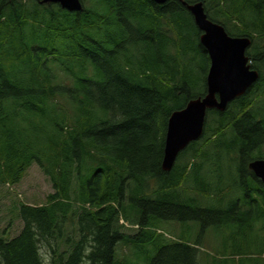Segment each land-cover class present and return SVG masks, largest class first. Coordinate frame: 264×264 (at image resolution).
I'll return each mask as SVG.
<instances>
[{"label":"trees","instance_id":"obj_1","mask_svg":"<svg viewBox=\"0 0 264 264\" xmlns=\"http://www.w3.org/2000/svg\"><path fill=\"white\" fill-rule=\"evenodd\" d=\"M41 1L0 0V186L36 164L54 192L44 205L20 204L22 228L0 237V264H141L132 251L118 255L120 242L143 264H199L200 241L169 240L163 221L198 222L200 235L226 226L239 234L235 247L264 233V185L249 169L264 145V0H183L252 40L246 55L260 78L225 111L207 112L203 136L170 172L169 118L207 94L210 68L186 7L82 0L69 12ZM219 146L233 179L205 172L223 160L209 151Z\"/></svg>","mask_w":264,"mask_h":264},{"label":"water","instance_id":"obj_2","mask_svg":"<svg viewBox=\"0 0 264 264\" xmlns=\"http://www.w3.org/2000/svg\"><path fill=\"white\" fill-rule=\"evenodd\" d=\"M163 5L170 0H151ZM182 4L192 15L201 32L200 44L205 48L210 68L207 76V94L193 99L185 108L173 112L167 124L162 170L170 172L180 153L192 142L198 141L204 133L207 112L225 111L228 104L243 96L260 78L251 68L247 50L252 44L249 37H232L226 29L211 21L201 2ZM42 4H59L69 12L83 10L82 0H43ZM249 169L264 185V159L249 164Z\"/></svg>","mask_w":264,"mask_h":264},{"label":"rangeland","instance_id":"obj_3","mask_svg":"<svg viewBox=\"0 0 264 264\" xmlns=\"http://www.w3.org/2000/svg\"><path fill=\"white\" fill-rule=\"evenodd\" d=\"M228 139H230L228 137ZM210 153L215 154V151L220 153L219 156L223 160H212L208 164L209 175L218 177L224 174H231L229 179H233L236 173V164L231 163L227 159V150L223 146L210 148ZM217 155V154H216ZM254 157L264 159V145L255 151ZM54 189L48 177H46L39 167L34 164L26 172L23 180L18 184H5L0 186V237L9 240L15 237L22 228V222L17 216V208L20 204H28L41 206L46 204L49 194L53 193ZM242 198H245L242 196ZM242 213H245L242 211ZM259 222L263 223V219ZM70 223L66 224L64 229L65 234L72 238L76 236L74 227ZM125 225V224H124ZM161 232L169 240H178L185 237L190 242L200 241L198 248L199 264H264V233L254 232L248 238V242H243L242 245L236 243L237 247L246 251H238L234 246V239L239 234L234 230L224 226L217 230L215 227H210L203 235H200V226L198 222L179 223L174 221H163L158 226ZM227 239V243L225 240ZM239 240V239H238ZM61 249H65L63 241H60ZM128 246V245H127ZM118 255L123 253H131L135 260L141 264L145 261V255L140 253L134 255V249L120 242L117 246ZM131 249V250H130ZM51 250L43 249L42 255L45 261L50 262L52 254ZM149 254L153 256L155 250L149 248Z\"/></svg>","mask_w":264,"mask_h":264}]
</instances>
